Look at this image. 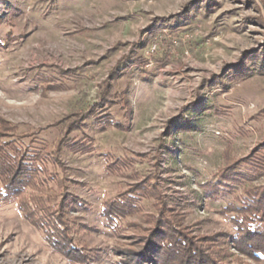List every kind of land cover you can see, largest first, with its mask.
<instances>
[{"label":"rangeland","instance_id":"rangeland-1","mask_svg":"<svg viewBox=\"0 0 264 264\" xmlns=\"http://www.w3.org/2000/svg\"><path fill=\"white\" fill-rule=\"evenodd\" d=\"M0 38V119L48 149V196L25 197L65 198L86 258L0 201V264H120L162 208L212 264H264L230 211L264 192V0H0ZM104 81L111 102L68 129ZM125 191L138 208L112 232L103 207Z\"/></svg>","mask_w":264,"mask_h":264},{"label":"trees","instance_id":"trees-1","mask_svg":"<svg viewBox=\"0 0 264 264\" xmlns=\"http://www.w3.org/2000/svg\"><path fill=\"white\" fill-rule=\"evenodd\" d=\"M8 39L13 37L8 36ZM4 45L0 38V47ZM115 74L116 71L113 70L111 77ZM110 86V82H103L99 87L98 100L86 111L71 117L67 124L68 129L73 125L78 127L84 119L95 114V107L111 102ZM18 128L0 119V138H5L4 141H0V201L2 203L16 201L25 217L43 233L48 243L59 252L68 255L67 257L71 254L73 260L78 259L86 263V258L78 254L79 251L70 240L65 239L68 235L60 213L66 199L61 200L57 208L53 204L54 201L44 200L41 196H30L28 199L25 197L30 189L48 196L46 192L48 169L45 164L48 149L42 144L39 136L35 135L36 132L14 135L13 131H17ZM63 139L65 140V136ZM40 150H44V153ZM134 192L136 191H125L105 203L103 216L112 232L121 227V221L126 214L138 208L140 193ZM238 201L239 206L232 205L233 208L230 210L234 213L232 221L236 230L232 241L236 245L240 243L247 245L253 257L260 259L264 257V192L262 195L260 190L246 193ZM150 222L152 225L146 229V234L138 236V244L141 246L139 253L128 254L120 264H212L203 253L202 245L192 243L188 236L179 231L166 216L165 209H160L157 217H152Z\"/></svg>","mask_w":264,"mask_h":264}]
</instances>
